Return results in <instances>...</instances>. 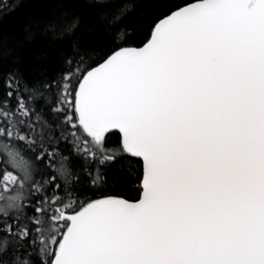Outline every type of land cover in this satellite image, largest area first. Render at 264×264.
Returning <instances> with one entry per match:
<instances>
[{
  "label": "snow or ice",
  "instance_id": "snow-or-ice-1",
  "mask_svg": "<svg viewBox=\"0 0 264 264\" xmlns=\"http://www.w3.org/2000/svg\"><path fill=\"white\" fill-rule=\"evenodd\" d=\"M0 264H264V0H0Z\"/></svg>",
  "mask_w": 264,
  "mask_h": 264
}]
</instances>
